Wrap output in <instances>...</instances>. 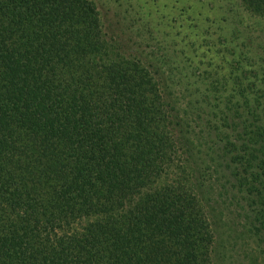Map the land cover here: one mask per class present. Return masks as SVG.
I'll return each mask as SVG.
<instances>
[{
    "label": "trees",
    "instance_id": "trees-1",
    "mask_svg": "<svg viewBox=\"0 0 264 264\" xmlns=\"http://www.w3.org/2000/svg\"><path fill=\"white\" fill-rule=\"evenodd\" d=\"M205 2L0 0V264H224L221 194L263 253L264 0Z\"/></svg>",
    "mask_w": 264,
    "mask_h": 264
},
{
    "label": "rangeland",
    "instance_id": "rangeland-1",
    "mask_svg": "<svg viewBox=\"0 0 264 264\" xmlns=\"http://www.w3.org/2000/svg\"><path fill=\"white\" fill-rule=\"evenodd\" d=\"M99 11L100 18L106 33L109 34L113 21H123L122 17L116 15V12H122L123 8L132 10L133 7L144 3L157 10L159 13L162 12L164 17H167V13L170 11V7L178 6H194L204 10L206 14L211 15L210 7L205 0H92ZM224 1V2H223ZM216 5H223L225 0H213ZM226 5V4H225ZM224 5V6H225ZM223 6V7H224ZM120 11V12H119ZM223 11V10H221ZM216 12V15H221L222 12ZM176 12V11H175ZM169 15V14H168ZM187 15V14H186ZM191 15H194L191 13ZM220 17V16H219ZM250 23H253L255 29L254 34L260 35V40L264 43V21L260 22L256 17L249 19ZM238 29L240 27L235 23ZM252 31V30H251ZM219 203L224 211H215L219 219H221L220 226L223 228L234 229V232L227 233L223 232V240L218 245L217 253L215 257L219 258V261L226 260L224 264H264V247H262L263 253L257 244L253 231L246 233L243 226V219L241 217L242 211H237L233 207L234 198H231L229 194H221L219 197ZM248 213V212H247ZM237 221V223H235ZM239 221V222H238ZM226 224L224 227L223 225ZM218 261V262H219ZM223 264V262H220Z\"/></svg>",
    "mask_w": 264,
    "mask_h": 264
}]
</instances>
